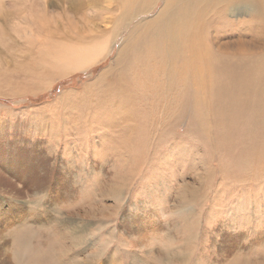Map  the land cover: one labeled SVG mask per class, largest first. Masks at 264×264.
<instances>
[{"label": "rangeland", "instance_id": "374dc122", "mask_svg": "<svg viewBox=\"0 0 264 264\" xmlns=\"http://www.w3.org/2000/svg\"><path fill=\"white\" fill-rule=\"evenodd\" d=\"M165 2L0 0V264H16L23 226L33 245H65L58 264H264V134L254 147L260 134L213 115L204 136L190 97L169 114L194 92L179 76L151 101L123 79L121 52ZM217 12L215 50L257 34L253 17Z\"/></svg>", "mask_w": 264, "mask_h": 264}, {"label": "bare ground", "instance_id": "6f19581e", "mask_svg": "<svg viewBox=\"0 0 264 264\" xmlns=\"http://www.w3.org/2000/svg\"><path fill=\"white\" fill-rule=\"evenodd\" d=\"M136 10L140 12L145 7ZM216 11L253 17L254 20L247 24L251 29L256 28L252 32L257 34L249 37L246 29L241 32L237 41L221 43L217 46L219 49L215 50V43L210 40L213 23L207 17ZM128 15L134 16L130 12ZM136 26L131 49L121 52L129 54L123 64L131 66L126 71L130 78L124 76L123 79L130 87L137 88L133 100L151 101L155 95L164 99L166 85L171 86V80L179 76L181 83L179 87L174 86L182 89L191 87L194 92L190 96L183 95L182 98V93L178 91L179 101L169 114L173 112L180 115L185 112L190 100L186 104L184 100L190 97L193 99V104H190L193 114L202 118L218 116L219 122L223 120L220 130L222 127L227 131H242L245 135L250 132L260 134L253 135L252 139L256 141L255 145L252 144L255 147L264 134V53H254L256 46H264V0H166L157 16ZM246 37L249 38L243 39ZM229 49L232 51H228ZM233 49L237 51L233 53ZM224 50L226 52H222ZM61 53L68 60L80 55L77 50L65 49ZM93 58L94 56L88 55L84 60L81 56L80 62H91L94 61ZM104 74L101 79L106 77ZM142 84H151L149 91L139 90ZM162 105L167 109L169 103L168 106L165 103ZM207 120L204 118L201 124L203 134L204 129L209 126ZM123 143L113 145V151H120ZM122 186L116 187L114 191L118 198L122 195ZM28 229L23 226L17 231L11 230L14 239V262L58 264L55 252L62 248L66 250L65 245L55 239H50L47 247L33 245V241H38L37 236L34 232L36 238L32 240L31 231Z\"/></svg>", "mask_w": 264, "mask_h": 264}, {"label": "trees", "instance_id": "16d2710c", "mask_svg": "<svg viewBox=\"0 0 264 264\" xmlns=\"http://www.w3.org/2000/svg\"><path fill=\"white\" fill-rule=\"evenodd\" d=\"M61 87L59 85H56L55 89L53 90L52 95H56L57 93H59L61 91L60 89Z\"/></svg>", "mask_w": 264, "mask_h": 264}]
</instances>
